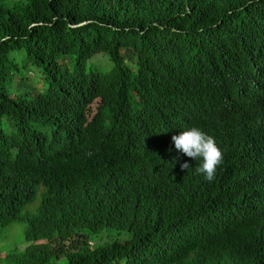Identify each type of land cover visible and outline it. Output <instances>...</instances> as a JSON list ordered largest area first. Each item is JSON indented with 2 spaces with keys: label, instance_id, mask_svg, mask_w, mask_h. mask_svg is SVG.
<instances>
[{
  "label": "trees",
  "instance_id": "obj_1",
  "mask_svg": "<svg viewBox=\"0 0 264 264\" xmlns=\"http://www.w3.org/2000/svg\"><path fill=\"white\" fill-rule=\"evenodd\" d=\"M0 264H264V0H0Z\"/></svg>",
  "mask_w": 264,
  "mask_h": 264
},
{
  "label": "clouds",
  "instance_id": "obj_2",
  "mask_svg": "<svg viewBox=\"0 0 264 264\" xmlns=\"http://www.w3.org/2000/svg\"><path fill=\"white\" fill-rule=\"evenodd\" d=\"M172 144L175 150L170 151L171 169L191 170L192 167L207 182L215 179L217 168L223 163V154L214 137L207 135L199 127H190L173 136Z\"/></svg>",
  "mask_w": 264,
  "mask_h": 264
},
{
  "label": "rangeland",
  "instance_id": "obj_3",
  "mask_svg": "<svg viewBox=\"0 0 264 264\" xmlns=\"http://www.w3.org/2000/svg\"><path fill=\"white\" fill-rule=\"evenodd\" d=\"M31 78L34 80L36 77H37V74H35V72H33V74L31 73ZM36 80V79H35ZM34 80V81H35ZM97 105H98V101L95 102V104L91 105V111L92 113L89 114V118L95 113L96 111V108H97ZM37 201H35L30 207H35L37 206ZM23 228L24 226L22 224H12L10 227H9V230L7 233H5L4 237L6 236L5 239H2L1 240V244L5 243V244H10V243H14V242H18L21 240V237L23 235ZM92 244L94 243V241L91 242ZM25 244H21L20 247H24ZM1 255H3V253H1Z\"/></svg>",
  "mask_w": 264,
  "mask_h": 264
}]
</instances>
